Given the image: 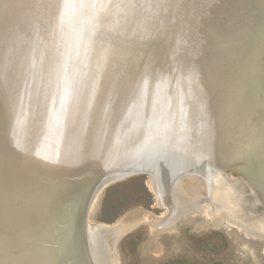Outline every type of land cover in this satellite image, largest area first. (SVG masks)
Instances as JSON below:
<instances>
[{
  "label": "water",
  "instance_id": "1",
  "mask_svg": "<svg viewBox=\"0 0 264 264\" xmlns=\"http://www.w3.org/2000/svg\"><path fill=\"white\" fill-rule=\"evenodd\" d=\"M21 1L0 0V34L2 29H9L16 34L14 40L21 39L27 43L23 47H29L30 43L43 45L38 53L52 57L51 64L61 60L68 62L69 65L64 66L66 71L67 68L77 69L72 61L74 55L82 54L85 50L88 55L91 49L106 43L111 46L113 55L112 64L106 69L108 78L113 75L116 81L108 83L109 89H101L96 96L88 97L90 106L95 110L91 130L84 127L85 124L77 123L81 129L71 125L70 130L71 127L67 126L60 137L58 131L50 133L52 138L55 137V147L58 145L56 152L63 154L59 165L45 168L29 166L26 158L21 159L18 155L0 160V264H88L83 244L86 242L89 204L98 189L110 184L107 183L110 173L126 165H135L141 170L135 168L133 176L158 174L148 160H142L145 153L138 154L134 160L109 165L113 157L131 145L134 149L157 142L160 146H177L187 153L200 156L204 159V166L218 165L221 170L234 176H254L258 179L255 180L259 185L257 188L264 190V108L258 106L264 93V67H260L261 63L264 66V56L262 62H251L245 72L225 71V78L207 83H189L184 90L182 103L166 117L152 115L141 122L138 129L124 130L121 128L126 123L120 119L122 99L128 94L124 89L132 85L142 68L148 64L154 66L166 56V30L160 21L145 17L146 20L140 25L143 26L142 31L138 30L135 41L130 36L113 35L112 32L118 33L117 30L103 31L97 27L113 18L108 15L112 5L116 7V17L122 24L128 22L133 25L135 22L127 12L133 8L134 1L120 0L118 3L112 0L104 14L99 9L92 12L91 9L82 8L80 0H34L38 12H27L21 7ZM147 1L154 3L159 13L162 11L160 14L164 15V7L172 6L175 0ZM236 3L238 9L248 12L256 4L264 7V0H236ZM16 5L21 7L19 11L14 9ZM126 5L127 8H124ZM194 22L189 20L188 24L191 26ZM120 29L121 26L118 27ZM60 36L67 38L46 46L49 40ZM53 45L55 48H52ZM161 45V49L156 48ZM6 53L2 59L7 60L0 73V116H8L10 119L7 122L15 128L17 123L20 124V112L24 111L26 105H41L43 111L48 109L52 104L50 97L58 91V85L50 82L45 89L39 86L41 61L37 63L35 53L21 55L11 48ZM121 56L127 60L129 76L120 73L122 68L118 62ZM81 67L77 76L72 73V82L70 78L68 82L65 79L64 86L67 83H72L73 88L80 84L81 87L87 85L82 75L89 72V76H93L98 68L93 61L89 66ZM24 117H27L22 121L24 124L16 126L14 134L32 129L37 132L28 134L26 139L33 136L36 142L42 140L38 126L44 125V120L41 117L33 118L28 112ZM10 128L4 124L0 131ZM82 133L83 136L79 137ZM12 142L21 144L16 140ZM91 151L98 155L87 158L85 154ZM47 153H51L50 147ZM189 160L195 161V157ZM234 164L243 168L234 169ZM93 169L97 170L96 174L90 173ZM202 169V166L188 168L189 171ZM43 205L48 212L42 216L40 223L29 225L23 222L20 216L30 206L37 209Z\"/></svg>",
  "mask_w": 264,
  "mask_h": 264
},
{
  "label": "bare ground",
  "instance_id": "2",
  "mask_svg": "<svg viewBox=\"0 0 264 264\" xmlns=\"http://www.w3.org/2000/svg\"><path fill=\"white\" fill-rule=\"evenodd\" d=\"M48 1L50 2V0ZM117 1L119 3L120 0ZM128 1H132V3L134 1L133 8L127 12L128 17L131 16V19L135 22L133 25L128 22L122 24V21L116 17V7L112 5L109 7L110 12H108V15H112L113 18L108 23L101 22L102 24L97 26L98 30H117L118 33L112 32L113 35L130 36V38L137 41L138 30L142 31L143 26L140 27V25L146 20L145 17L154 18L153 20L157 19L160 21V24L166 30L164 38L167 39L164 45L167 46V50L166 56L160 59L159 63L154 66H152L153 64L146 65L137 74L138 77L134 79L132 85L125 86L124 90L128 94L124 95L122 99L120 119L126 123V126L121 129H138V127H141L140 123L152 115L166 117L174 107L182 103L184 90L191 82L207 83L222 79L225 78V71L245 72L251 62L255 60L262 62L263 60L264 7L259 4H256L255 8L248 12L238 9L236 0H175L171 3L172 6L164 7V15H162L160 14L162 11L159 13L160 10L152 2L149 3L147 0L145 2H143L144 0ZM111 2L112 0H80L82 8L91 9L92 12L93 10L96 12L99 9L102 10V14L107 13V5L109 6ZM123 2H127V0H123ZM21 4V7L25 8L27 12L39 11L34 0H22ZM21 7L16 5L14 9L19 11ZM51 7L55 8L54 5ZM124 8H127V5ZM1 18L0 16V22ZM189 20L195 21L192 23L193 25L190 26L188 24ZM120 26L121 29L118 30ZM189 26L191 31H189ZM1 32L0 73L3 71L5 60H7L2 59V57L7 54L6 51L10 50V48L21 55H32L35 53V57L38 58L37 63L41 61L39 86L45 89L52 82L58 85V91L50 97L52 104L48 109L43 111L41 105H26L24 111L20 112L22 114L19 121L20 124H24L22 121L27 118L24 117L27 116V112L33 118L41 117L44 120V125L38 124L39 137L42 135V140L38 142L33 136L32 139L30 137L26 139L28 134L37 131L29 129L26 133L14 134L17 130L16 126L20 124L17 123L14 128L11 122V124L8 123L10 119L8 116H0V130L4 124L11 127L8 131H0V160L7 156L9 158V156L18 155L21 159L23 157L26 158L29 166L45 168L59 165L63 154L56 152L58 145L55 147V144H57L54 142L55 137L52 138L50 133L58 131L57 135L60 137L62 135L61 131L67 126L71 127L70 130H72L71 125L74 127L78 126L77 128L81 129L78 125L79 123L85 124L84 127L87 126V129L91 130L95 110L92 109L93 106H90L91 100L89 98L94 94L96 96L101 89H109L108 83L116 81L113 75L111 76L113 78H108L109 74L108 70H106L112 64V48L107 46L108 44L102 43L97 48L91 49L92 52L88 55L85 52L86 50L82 51V54L74 55L75 59L72 60L77 69L67 68L68 70L66 71L64 66H68V62H61V60L51 64L50 60L52 57L48 54L41 55L38 53L43 48V45H32L30 43L29 47H23L27 43L21 39L14 40L16 36L14 31L10 32L9 29H2ZM80 36L85 38L84 34ZM65 38L67 36L51 39L46 43V46H51L59 41L62 42ZM10 39L13 40L10 41ZM52 48H55V46L53 45ZM156 48L161 49L162 45ZM92 61L97 64L98 68L102 67V69L96 68V73H93V76H89V72L82 75L83 79L87 81V85L81 87L80 84L73 88L72 83H67L64 86L65 79L68 82L70 78L72 82V73L77 76V73H80L81 66H89ZM243 61L244 63H242ZM236 63L242 64H238L240 65L238 67ZM234 64L237 67H234ZM127 65V60L121 56L118 66L122 68L120 73H126L125 76H129ZM260 67H264L262 63ZM63 74L68 76L63 77ZM262 75H264L263 72ZM228 80L226 79V81ZM121 89L119 88V91ZM262 96L263 100L258 103L261 109L264 108V93H262ZM108 112L111 113V111ZM83 120L86 121L81 122ZM39 122L41 123L42 121ZM29 126L31 125L29 124ZM113 127V129L116 128L115 123ZM117 131L120 132L119 130ZM82 136L83 133L79 137ZM13 140L21 144L17 145L16 142H12ZM24 141L25 143L22 144ZM160 145L158 142L149 143V145L140 146L138 149L132 148L131 145L127 150L113 157L109 165L134 160L133 158H137L138 154L145 153V157L142 160H148L150 162L148 164L158 171L156 175H148V186L156 195L158 205L166 208L168 210L167 213L162 217H156L153 214L135 210L112 227L96 225L95 222L93 223L95 212L92 211L93 205L104 187L98 189L89 204L86 242L85 245L83 244L85 259L88 264H121L117 254V245L126 233L142 225H147L153 239L157 241L159 236L164 233H168L167 235L169 236L175 229L176 222L189 213H199L205 216L202 223L198 226L199 229L235 226L248 236L259 237L264 240V190L260 187L257 188L259 186L256 183L257 178L250 175H246V177L239 175L250 189L254 199L252 202L253 207L260 209L263 214L262 219H256L251 222L247 220L246 217L248 216L245 217V214L243 215L246 211L245 205L247 203L245 201L248 199L243 201L245 197L241 199L240 197L243 196L238 195L237 181L230 180L229 176L226 175L231 173L221 170L218 165L204 166V159H201L200 156L197 157L194 153H187L177 146L170 144ZM15 146H18V150ZM49 147L51 148V153H47ZM95 155H98V153L92 151L85 154L87 158ZM192 157H195V161L189 160ZM197 166H202L204 169L199 171L188 170V168ZM232 167L234 169L243 168V166L238 167L236 164ZM135 168V165H126L113 171L110 173L107 183H115L133 177L132 174L135 172L133 171ZM135 170L141 169L136 168ZM96 171V169H93L90 173L96 174ZM243 173L245 174L244 170ZM190 174L193 176V183L196 182L194 192L198 197L194 198V200L193 198H188L190 194L189 190L186 189L188 184L185 180L183 181V176L191 177ZM216 177L218 179H215ZM199 178H204V181ZM251 208L250 210H252ZM45 212H48V208L45 205L37 209H34V206H30L27 212L20 217H22L24 223L35 225L36 222L40 223ZM251 213L253 212L251 211ZM159 243L155 242V245L157 246ZM249 250L243 244L239 248V251L244 253H248Z\"/></svg>",
  "mask_w": 264,
  "mask_h": 264
},
{
  "label": "rangeland",
  "instance_id": "3",
  "mask_svg": "<svg viewBox=\"0 0 264 264\" xmlns=\"http://www.w3.org/2000/svg\"><path fill=\"white\" fill-rule=\"evenodd\" d=\"M187 175L183 176V181L188 184V198L194 200L198 197L194 192L196 182L193 183L191 174V177ZM226 175L230 180L237 181L238 195L243 196L240 198L245 197L243 201L248 199L243 213L249 217H246L247 220L254 222L262 219V211L252 205L254 199L247 184L239 175ZM148 179L146 175H139L106 185L93 205V223L112 227L135 210L156 217L164 216L168 210L158 205L156 195L148 186ZM204 218L202 214L189 213L176 222L169 236L164 233L157 241L147 225L126 233L117 245L121 264H264V240L248 236L235 226L199 229ZM155 242H160L158 248ZM242 244L250 249L248 253L239 251Z\"/></svg>",
  "mask_w": 264,
  "mask_h": 264
}]
</instances>
